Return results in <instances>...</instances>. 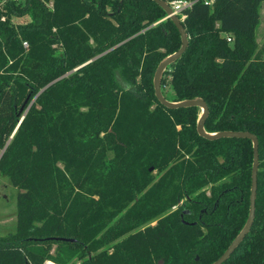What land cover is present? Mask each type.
I'll use <instances>...</instances> for the list:
<instances>
[{
    "label": "trees",
    "instance_id": "trees-1",
    "mask_svg": "<svg viewBox=\"0 0 264 264\" xmlns=\"http://www.w3.org/2000/svg\"><path fill=\"white\" fill-rule=\"evenodd\" d=\"M263 3L195 0L188 46L161 77L168 101L207 103L206 132L259 140L254 222L223 264H264ZM181 46L155 0H0V174L18 190L0 264H212L224 254L249 218L253 141L204 137L200 106L157 98L156 70Z\"/></svg>",
    "mask_w": 264,
    "mask_h": 264
},
{
    "label": "water",
    "instance_id": "water-1",
    "mask_svg": "<svg viewBox=\"0 0 264 264\" xmlns=\"http://www.w3.org/2000/svg\"><path fill=\"white\" fill-rule=\"evenodd\" d=\"M159 5L163 7V9L167 12V17H170L174 23L176 24L181 37H182V46L181 48L165 58L158 66L155 78H154V84H155V90H156V96L161 101L162 104H164L167 107L170 108H176V107H187V106H200L202 108V114L198 121V131L200 134L204 137L215 139L220 137H248L252 139L253 141V147H254V164L252 169V189H251V208H250V214L247 221L246 226L241 231V233L235 238V240L231 243V245L228 247V249L224 252V254L217 259L212 264H223L224 261H226L229 256L234 252V250L237 248V246L243 241L246 234L250 231L254 218H255V211H256V197H257V189H258V170H259V140L258 137L250 132H241V131H220L216 133H208L205 131L204 125L205 120L209 112V107L207 103L203 99H196V100H187V101H180V102H170L168 101L161 90V77L164 72V70L172 64L174 61H176L178 58L182 56V54L185 52L187 46H188V36L186 33V30L183 25V20H181L177 15L173 14V11L165 0H155ZM24 106L21 108V111H23ZM27 112V110H26ZM25 112V113H26ZM24 115L22 116L21 121L23 120ZM55 239H62V240H73V239H67V238H55Z\"/></svg>",
    "mask_w": 264,
    "mask_h": 264
},
{
    "label": "rangeland",
    "instance_id": "rangeland-1",
    "mask_svg": "<svg viewBox=\"0 0 264 264\" xmlns=\"http://www.w3.org/2000/svg\"><path fill=\"white\" fill-rule=\"evenodd\" d=\"M260 23L254 45V54L257 58L264 59V3L261 6ZM27 18H15L16 22H24ZM61 53V49H58ZM17 193L18 190L10 180L0 174V235L13 231L17 221ZM156 222H153L155 224ZM73 264H78L74 261ZM161 264V261H160Z\"/></svg>",
    "mask_w": 264,
    "mask_h": 264
},
{
    "label": "built area",
    "instance_id": "built-area-1",
    "mask_svg": "<svg viewBox=\"0 0 264 264\" xmlns=\"http://www.w3.org/2000/svg\"><path fill=\"white\" fill-rule=\"evenodd\" d=\"M205 2L209 5H211L214 0H205ZM195 3V0H171L168 2L170 5L173 14L177 15L181 20H184L187 16L186 10L191 8L193 4ZM228 40L231 41V38L228 37ZM24 45L27 46L28 43L24 42ZM4 149L0 150V157L3 153ZM44 264H57L53 261L47 260Z\"/></svg>",
    "mask_w": 264,
    "mask_h": 264
}]
</instances>
